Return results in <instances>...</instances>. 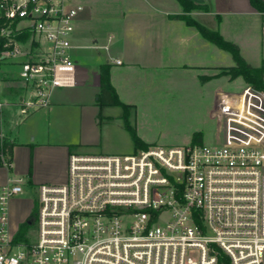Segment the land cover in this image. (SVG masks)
<instances>
[{
	"label": "built area",
	"instance_id": "built-area-1",
	"mask_svg": "<svg viewBox=\"0 0 264 264\" xmlns=\"http://www.w3.org/2000/svg\"><path fill=\"white\" fill-rule=\"evenodd\" d=\"M81 10L75 0H0V123L8 104L24 118L75 85ZM215 117L214 143L70 153L66 182L36 187L33 233L9 226L10 200L26 182L8 179L0 264H264V92H221ZM0 164L12 165L1 150Z\"/></svg>",
	"mask_w": 264,
	"mask_h": 264
},
{
	"label": "crops",
	"instance_id": "crops-1",
	"mask_svg": "<svg viewBox=\"0 0 264 264\" xmlns=\"http://www.w3.org/2000/svg\"><path fill=\"white\" fill-rule=\"evenodd\" d=\"M192 1L199 7L187 10L177 0H75L82 5L70 51L76 67L75 85L54 89L46 107L24 118L17 110L16 119L8 116L10 106L17 108L15 104L5 106L0 131L13 144L12 165L8 169L0 164V185L22 177L25 188L36 195L39 184L66 182L70 153L135 150L124 126L122 107L99 101L104 65L119 100L128 106L130 125L145 143L154 144L141 115L152 91H161L168 84L178 85V90L211 92L213 108L209 112L215 116L218 95L229 92L221 89L218 78H238L218 77L216 70H226L234 62L230 52L206 39L185 18L219 31L239 46L241 55L254 67L264 64V20L249 0ZM218 58L225 64H218ZM3 69L16 73L15 66ZM19 93L16 86L4 91L10 100H16ZM113 129L115 135L124 137L122 143L111 140ZM15 197L9 203L11 230L10 208Z\"/></svg>",
	"mask_w": 264,
	"mask_h": 264
},
{
	"label": "rangeland",
	"instance_id": "rangeland-1",
	"mask_svg": "<svg viewBox=\"0 0 264 264\" xmlns=\"http://www.w3.org/2000/svg\"><path fill=\"white\" fill-rule=\"evenodd\" d=\"M225 64L223 59L218 58V64ZM12 70V69H11ZM225 70L218 68L217 76ZM15 76L14 72L9 73ZM227 76V75H226ZM229 77V76H228ZM217 83H223L222 90L229 92H238L247 84L238 77L235 80L228 81L226 78H218ZM178 85L164 86L161 91H152L149 104L145 109V114L141 115V120L145 121L144 127L148 136L154 144L160 146H178L193 143V134L201 136L200 143H214L220 141V121L217 117L210 114L213 108L211 92L205 90L183 89L178 90ZM177 88V90H176ZM158 98H161V104H157ZM18 108L8 109V116L17 118L15 111ZM115 124V123H114ZM111 140L113 142H123V136L115 135L113 129ZM106 135L102 136L105 139ZM128 138V137H126ZM133 151H129L131 153ZM104 154H127L122 152H91ZM27 190V192H26ZM30 191V190H29ZM28 189L23 187V193L14 198L11 203L10 217L14 229L24 223L28 233H33L35 225L28 224L27 219L36 211L37 197L33 191L29 193ZM13 229V230H14ZM192 256H197L192 252Z\"/></svg>",
	"mask_w": 264,
	"mask_h": 264
},
{
	"label": "trees",
	"instance_id": "trees-1",
	"mask_svg": "<svg viewBox=\"0 0 264 264\" xmlns=\"http://www.w3.org/2000/svg\"><path fill=\"white\" fill-rule=\"evenodd\" d=\"M181 3L184 9L191 10L193 8H198L199 5L195 4L192 0H177ZM252 7H254L258 12L262 13L264 20V1L263 0H249ZM185 21L196 27L202 35L208 39L210 42L214 43L218 48L230 52L234 65L223 70L219 75H227L229 79H235L237 77H242L247 85H250L254 89L261 90L264 92V64L262 63L260 67H254L249 64L240 53L239 46L231 41L223 38L219 31L210 30L205 26L199 24L194 20H189L185 18ZM2 44V39L0 38V48ZM99 101L102 105H120L123 109V120L126 130L129 132L132 141L137 148H147L148 143L143 142L137 135L136 130L132 127L128 121V106L122 103L113 86L110 83L109 72L107 67L104 65L101 67L100 72V93L98 94ZM201 136L199 134H193V143H200ZM13 144L8 142L6 139H0V150L11 157ZM25 228L24 223L19 227L20 232ZM225 258V257H223ZM222 259V258H221ZM227 260V259H226Z\"/></svg>",
	"mask_w": 264,
	"mask_h": 264
}]
</instances>
